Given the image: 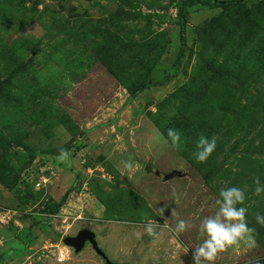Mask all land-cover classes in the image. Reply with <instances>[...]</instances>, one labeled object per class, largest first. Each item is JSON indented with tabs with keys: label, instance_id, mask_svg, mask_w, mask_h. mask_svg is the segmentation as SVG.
I'll return each mask as SVG.
<instances>
[{
	"label": "rangeland",
	"instance_id": "rangeland-1",
	"mask_svg": "<svg viewBox=\"0 0 264 264\" xmlns=\"http://www.w3.org/2000/svg\"><path fill=\"white\" fill-rule=\"evenodd\" d=\"M183 1L0 0V264H106L90 244L76 254L64 243L84 227L119 264H193L205 238L197 217L216 211L221 188L244 185L257 247L232 246L214 264H264V194H254V180L264 184V0L192 6L179 75L128 91L172 72ZM200 135L217 142L206 163L195 159ZM172 208L194 227L176 235ZM145 214L161 226L155 240Z\"/></svg>",
	"mask_w": 264,
	"mask_h": 264
},
{
	"label": "clouds",
	"instance_id": "clouds-1",
	"mask_svg": "<svg viewBox=\"0 0 264 264\" xmlns=\"http://www.w3.org/2000/svg\"><path fill=\"white\" fill-rule=\"evenodd\" d=\"M168 138L171 140L172 146L179 148L181 146L182 133L178 129L169 128L167 130ZM217 147L215 137L209 139L205 135H200L196 141V148L198 151L195 153V159L198 163H206L211 157ZM70 153L67 150H61L59 159L67 161ZM126 167L131 169L133 164L131 160L126 162ZM247 185L243 187L231 186L221 188L219 190L218 198L215 200L216 211L213 214L204 216L199 220L198 232L200 236L205 237L201 243L195 248L192 255L193 264H214L220 253L225 252L232 246H241L248 249L257 247V230L255 227L249 225L247 221L248 209L240 206L245 203L247 198ZM254 194L260 196L264 194V184L261 183L257 177L254 180ZM168 206L159 209V215L164 218V227H168L167 217L165 212ZM171 217L177 218V223L171 230L180 235L193 228L194 225L184 219L178 218L176 208L171 209ZM256 223L264 226V214L257 212L255 214ZM144 232H146L154 240L158 238L157 231L160 224L148 218L147 214L144 216ZM139 238L140 233H135ZM189 249H185V254ZM248 264H262L261 257H251Z\"/></svg>",
	"mask_w": 264,
	"mask_h": 264
},
{
	"label": "trees",
	"instance_id": "trees-1",
	"mask_svg": "<svg viewBox=\"0 0 264 264\" xmlns=\"http://www.w3.org/2000/svg\"><path fill=\"white\" fill-rule=\"evenodd\" d=\"M246 0H204V1H198V0H186L179 4L178 8V15H177V22L180 26V49L178 51V54L176 56L175 61L172 65V72L166 74L162 79L152 82V81H137L135 82L131 87H129L128 91L131 97H136L139 93H141L144 90L149 89L153 86H164L170 82H172L180 73L182 64L184 60L186 59L187 52L189 50V45L187 42V34H186V25L188 21V14L189 10L192 6L196 4L201 5H208V6H214V7H221V6H231V7H239L242 4L245 3ZM126 3L131 4L129 1H125ZM148 17H154L159 21H166L171 17L168 13H149L147 15ZM186 156V155H185ZM146 168L149 172L153 171V167L151 163L146 165ZM70 195V190H68L60 200H56L55 198H51L50 201L46 205L47 213L49 215H55L57 214L60 209L63 207V205L67 202Z\"/></svg>",
	"mask_w": 264,
	"mask_h": 264
},
{
	"label": "water",
	"instance_id": "water-1",
	"mask_svg": "<svg viewBox=\"0 0 264 264\" xmlns=\"http://www.w3.org/2000/svg\"><path fill=\"white\" fill-rule=\"evenodd\" d=\"M176 172L177 171H172L165 174L164 179L168 180L173 178ZM156 174L161 175L159 171H157ZM63 241L66 245L72 247L76 254L81 253L90 244L106 264H119L109 258L107 252L99 245L97 234L92 229L84 227L76 235L64 236Z\"/></svg>",
	"mask_w": 264,
	"mask_h": 264
},
{
	"label": "built area",
	"instance_id": "built-area-1",
	"mask_svg": "<svg viewBox=\"0 0 264 264\" xmlns=\"http://www.w3.org/2000/svg\"><path fill=\"white\" fill-rule=\"evenodd\" d=\"M59 261L60 262L64 261V255L62 253L60 254Z\"/></svg>",
	"mask_w": 264,
	"mask_h": 264
}]
</instances>
